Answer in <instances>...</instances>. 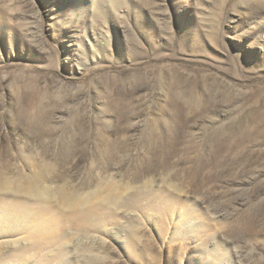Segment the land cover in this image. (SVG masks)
<instances>
[{"label":"rangeland","instance_id":"obj_1","mask_svg":"<svg viewBox=\"0 0 264 264\" xmlns=\"http://www.w3.org/2000/svg\"><path fill=\"white\" fill-rule=\"evenodd\" d=\"M0 208V264H264V0H0Z\"/></svg>","mask_w":264,"mask_h":264},{"label":"bare ground","instance_id":"obj_2","mask_svg":"<svg viewBox=\"0 0 264 264\" xmlns=\"http://www.w3.org/2000/svg\"><path fill=\"white\" fill-rule=\"evenodd\" d=\"M8 207V206H7ZM5 208V207H4ZM1 209V208H0ZM20 216V215H19ZM7 220H8V218H7V216H4V218H2L1 217V211H0V236H2L4 233H5V230L6 231H9L10 230V227L7 225V223H5V222H7ZM14 221V220H13ZM16 221V220H15ZM57 222V221H56ZM56 222H50V223H53V225H54V223H56ZM13 223V222H12ZM55 225H57V224H55ZM40 228V227H39ZM41 231V230H40ZM45 235V234H44ZM13 242V241H12Z\"/></svg>","mask_w":264,"mask_h":264}]
</instances>
